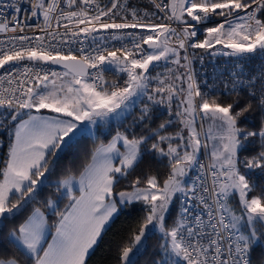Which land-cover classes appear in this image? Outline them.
<instances>
[{
    "label": "snow or ice",
    "instance_id": "obj_1",
    "mask_svg": "<svg viewBox=\"0 0 264 264\" xmlns=\"http://www.w3.org/2000/svg\"><path fill=\"white\" fill-rule=\"evenodd\" d=\"M0 36V246L12 250L0 264H89L114 215L136 204L146 215L116 264H137L149 225L160 233L150 264H264L252 258L264 185L250 180L264 174V66L246 67L264 58V0H0ZM195 50L237 62L205 70L200 56L197 73ZM107 67L126 78L106 81ZM225 74L224 95L243 88L248 103L210 98ZM157 106L175 118L150 127ZM113 121L126 127L95 136ZM85 133L95 146L79 175L53 180ZM146 157L167 158L163 179L140 170Z\"/></svg>",
    "mask_w": 264,
    "mask_h": 264
},
{
    "label": "trees",
    "instance_id": "obj_2",
    "mask_svg": "<svg viewBox=\"0 0 264 264\" xmlns=\"http://www.w3.org/2000/svg\"><path fill=\"white\" fill-rule=\"evenodd\" d=\"M148 0H133L131 1L134 5H137L141 8H144L148 2ZM102 3H107V0H100ZM208 26H211L209 24ZM199 39H203V34H199ZM196 57L194 59V66L197 73H200L201 67L198 61V57L201 54H205L206 58L203 62L205 70L213 67V64H210L212 56H209L203 50H195ZM216 64L226 66L230 68L233 64L237 61L235 58L231 57H222L218 56L215 60ZM264 66V58L259 55L251 56L247 62L246 67H248L253 72L258 71L261 67ZM126 77L124 74L118 73L114 69L106 68L104 72V79L108 82L116 81V82H123V79ZM229 78L225 74L223 80L217 78L215 82V91L210 94V98L218 99L220 101H227L231 102L233 100H239L240 105L243 106L250 101V97L247 95L246 89H240V94L236 95L233 93L232 95H224L225 92L229 91V88L225 87V83L223 81H227ZM211 83V81H209ZM203 90V89H202ZM147 103L146 99L141 101L138 105L131 110L132 115L127 116L126 123H131V120L134 119L136 116L140 115V109ZM254 103V101H253ZM176 107L175 104L173 105L172 112L175 113ZM154 121L150 124V127H155L158 123L162 122L163 120L167 119H174L173 116H169L168 112L163 106H157L154 108L153 111ZM245 116L249 118L248 123L251 126L252 123H259L257 113H246ZM159 119H156V118ZM244 118H242L243 120ZM126 124L121 126L117 122L113 121L108 127H103L100 125L96 126V135L99 136L101 140L106 142L110 139L109 132L114 135L115 131L119 128L120 131L124 130ZM178 130V127H174L170 129V131ZM78 140L79 143L75 144L74 147L70 151H66V154L63 156L60 166L57 170V174L52 177L53 180L63 178L66 170L72 169L75 174H79V170H82V163H86L87 161H82L81 157L84 155L85 152L93 148L95 145L93 144V136H89L87 133L83 135H78L74 138ZM7 149H0V154L5 157ZM248 155V153H245ZM140 170L146 171L149 174L158 175L161 179L164 178L165 173L168 171V160L167 158H153V157H146L143 164L140 166ZM138 174V173H137ZM130 177L129 179L135 178ZM250 180L255 181L258 185H264V174H261L259 170H256L250 176ZM129 180H124L123 185H127ZM39 206V205H37ZM146 215L145 211H143V206L140 204H136L134 207L129 209H122L112 220L109 226L106 228V231L102 235V239L95 247L94 252L92 253L89 264H116V256H117V249L121 244H131V235L138 229L139 224L142 222L143 217ZM160 243V233L158 231H154L151 233L150 238L147 241V246L143 250L142 254L140 255L137 264H150V261L155 258V247ZM12 250L9 246L5 243V245L0 246V258H6L11 256ZM262 256H264V247L257 246L252 254V258L254 261L259 260Z\"/></svg>",
    "mask_w": 264,
    "mask_h": 264
},
{
    "label": "rangeland",
    "instance_id": "obj_3",
    "mask_svg": "<svg viewBox=\"0 0 264 264\" xmlns=\"http://www.w3.org/2000/svg\"><path fill=\"white\" fill-rule=\"evenodd\" d=\"M131 1H133V0H131ZM148 2V1H147ZM169 2H170V0H169ZM212 26V25H211ZM219 47V46H218ZM218 56H215V57H213L215 60H216V58H217ZM108 69H114L115 70V68H112V67H107ZM146 98H141V99H137V101H136V105H138L141 101H143V100H145ZM135 105V106H136ZM134 108H132V109H130V111L131 110H133ZM43 112H44V114H47V110H42ZM92 131L94 132V134L96 135V127L94 128V129H92ZM78 135H80V134H78ZM107 142V141H106ZM105 142V143H106ZM77 175H79V174H77ZM117 215V214H116ZM116 215H114V217L116 216ZM113 217V218H114ZM113 218H112V220H113ZM112 220L109 222V224L112 222ZM109 225H107V227H108ZM106 227V228H107ZM149 228L150 229H152V233L154 232V231H158V229H156V228H153V226L152 225H149ZM159 232V231H158Z\"/></svg>",
    "mask_w": 264,
    "mask_h": 264
},
{
    "label": "built area",
    "instance_id": "obj_4",
    "mask_svg": "<svg viewBox=\"0 0 264 264\" xmlns=\"http://www.w3.org/2000/svg\"><path fill=\"white\" fill-rule=\"evenodd\" d=\"M96 2H98V3H100V0H96ZM157 2H160V0H157ZM161 15H163V14H161ZM161 22H164V21H161ZM61 31H63V29H61ZM129 31H133V30H129ZM3 37L2 36H0V39H2ZM86 43V45H87V42H85ZM112 43H114V44H116L117 46H119V42H117V41H113ZM200 56H203L204 57V60H205V54H201ZM199 56V57H200ZM211 58H213V57H211ZM193 59V58H192ZM194 60V59H193ZM204 60H203V62H204ZM211 61H215V59L213 58V59H211ZM194 66V65H193ZM53 67H56V66H53ZM194 69H195V66H194ZM57 70H59V71H62V69H60V68H57ZM0 71H2V70H0ZM195 71H196V69H195ZM0 159H3V156L0 154Z\"/></svg>",
    "mask_w": 264,
    "mask_h": 264
},
{
    "label": "crops",
    "instance_id": "obj_5",
    "mask_svg": "<svg viewBox=\"0 0 264 264\" xmlns=\"http://www.w3.org/2000/svg\"><path fill=\"white\" fill-rule=\"evenodd\" d=\"M78 136V135H77ZM107 227V226H106Z\"/></svg>",
    "mask_w": 264,
    "mask_h": 264
}]
</instances>
